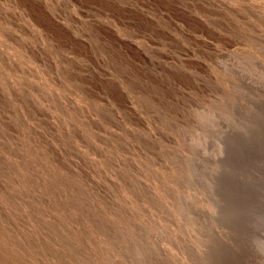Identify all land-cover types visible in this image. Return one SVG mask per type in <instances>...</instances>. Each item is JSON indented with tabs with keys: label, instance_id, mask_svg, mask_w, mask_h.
<instances>
[{
	"label": "rangeland",
	"instance_id": "1",
	"mask_svg": "<svg viewBox=\"0 0 264 264\" xmlns=\"http://www.w3.org/2000/svg\"><path fill=\"white\" fill-rule=\"evenodd\" d=\"M258 185L264 0H0V264H252Z\"/></svg>",
	"mask_w": 264,
	"mask_h": 264
},
{
	"label": "bare ground",
	"instance_id": "2",
	"mask_svg": "<svg viewBox=\"0 0 264 264\" xmlns=\"http://www.w3.org/2000/svg\"><path fill=\"white\" fill-rule=\"evenodd\" d=\"M256 204V203H255ZM256 207V206H255ZM254 211V210H253ZM255 216V215H254ZM253 216V218H254ZM251 218V216H250ZM248 222V221H247ZM253 229L254 232H256V236L254 235V238L256 237V242L254 246H256L255 249V253H256V262L252 263V264H264V187L262 185H258V193H257V207H256V217L253 220ZM251 225V226H252ZM246 227V226H245ZM252 228V227H251ZM243 229V228H242ZM251 230V229H249ZM244 232V230H243ZM246 232V231H245ZM247 234V232H246ZM251 234V233H250ZM241 236V235H240ZM250 236V235H249ZM252 236V235H251ZM248 237V236H247ZM253 237V236H252ZM250 237V238H252ZM243 238V237H242ZM249 238V239H250ZM244 239L246 240V238L244 237ZM244 240V241H245ZM255 241V240H253ZM247 242V240H246ZM243 243V242H242ZM254 243V242H252ZM241 244V243H240ZM239 244V245H240ZM247 244V243H246ZM249 244V243H248ZM251 244V243H250ZM241 246V245H240ZM245 246V245H244ZM250 246V245H249ZM246 247V246H245ZM253 247V246H252ZM240 248V247H239ZM252 250V248H251ZM243 251V250H242ZM245 251V250H244ZM243 251V252H244ZM248 251V250H246ZM239 253V252H238ZM242 253V252H241ZM245 253V252H244ZM243 253V254H244ZM252 254H254L252 252ZM247 256V255H245ZM249 256V255H248ZM252 257V255H251ZM250 257V258H251ZM238 258V256H237ZM248 260V259H247ZM253 260V259H252ZM244 261H246V259L244 258ZM241 263V262H240ZM245 263V262H244ZM251 263V262H250ZM234 264V263H233Z\"/></svg>",
	"mask_w": 264,
	"mask_h": 264
}]
</instances>
